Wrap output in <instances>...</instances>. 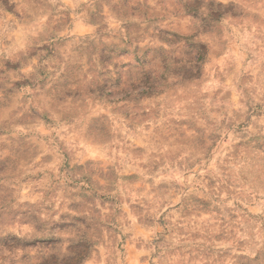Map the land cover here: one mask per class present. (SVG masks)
Here are the masks:
<instances>
[{"label":"clouds","instance_id":"9594fccd","mask_svg":"<svg viewBox=\"0 0 264 264\" xmlns=\"http://www.w3.org/2000/svg\"><path fill=\"white\" fill-rule=\"evenodd\" d=\"M0 264H264V0H0Z\"/></svg>","mask_w":264,"mask_h":264}]
</instances>
